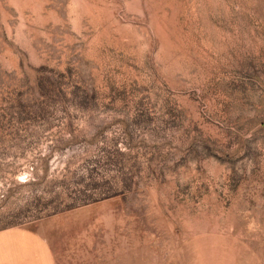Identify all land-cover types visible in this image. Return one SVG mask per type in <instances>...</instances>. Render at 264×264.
Returning a JSON list of instances; mask_svg holds the SVG:
<instances>
[{
	"label": "rangeland",
	"instance_id": "1",
	"mask_svg": "<svg viewBox=\"0 0 264 264\" xmlns=\"http://www.w3.org/2000/svg\"><path fill=\"white\" fill-rule=\"evenodd\" d=\"M15 229L36 264H264V0H0Z\"/></svg>",
	"mask_w": 264,
	"mask_h": 264
},
{
	"label": "crops",
	"instance_id": "2",
	"mask_svg": "<svg viewBox=\"0 0 264 264\" xmlns=\"http://www.w3.org/2000/svg\"><path fill=\"white\" fill-rule=\"evenodd\" d=\"M43 252L42 248L39 251L34 249L33 235L26 229L0 233V264H36L35 260L43 258V261L52 262V257L48 255L35 258V253L41 255Z\"/></svg>",
	"mask_w": 264,
	"mask_h": 264
}]
</instances>
